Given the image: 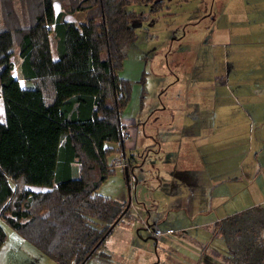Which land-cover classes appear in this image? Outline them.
Instances as JSON below:
<instances>
[{"label":"trees","instance_id":"16d2710c","mask_svg":"<svg viewBox=\"0 0 264 264\" xmlns=\"http://www.w3.org/2000/svg\"><path fill=\"white\" fill-rule=\"evenodd\" d=\"M130 3L154 12L162 0H0V244L2 222L57 264H84L127 214V199L97 189L127 128L119 116L130 85L118 70L134 38L130 20L146 17ZM75 11L77 23L64 18ZM13 50L23 86L10 72ZM263 194L252 186L253 199L241 195L245 206L212 222L228 264H264Z\"/></svg>","mask_w":264,"mask_h":264},{"label":"crops","instance_id":"0c3cea01","mask_svg":"<svg viewBox=\"0 0 264 264\" xmlns=\"http://www.w3.org/2000/svg\"><path fill=\"white\" fill-rule=\"evenodd\" d=\"M212 2L220 8L214 14L204 12L210 40L205 46L208 54L199 57L195 68L199 74L193 78L175 74L166 83L177 88L180 82L193 83L189 87L194 97H171L176 91L168 92L170 86L160 84V106L149 112L155 116L145 129L142 126L143 140L136 124L119 116L130 132L121 147L129 156L130 187L126 170L113 169L107 180L122 179L121 193L102 194L127 199V214L121 218L128 221L139 212L138 203L148 217L153 215L147 205L157 212H173L175 226L185 228V204L171 207L178 197L183 202L187 195L195 199L196 194H208L214 209L228 210L222 206L229 201L226 197L251 196L252 186L264 185V0ZM76 12L64 18L72 21L68 15ZM207 66L209 75H202L200 68ZM236 180L244 182L241 190ZM213 194L218 201L212 202Z\"/></svg>","mask_w":264,"mask_h":264},{"label":"rangeland","instance_id":"374dc122","mask_svg":"<svg viewBox=\"0 0 264 264\" xmlns=\"http://www.w3.org/2000/svg\"><path fill=\"white\" fill-rule=\"evenodd\" d=\"M151 6V3H130L124 6L125 9L143 12L146 17L130 20L134 38L126 43L125 56L118 70V75L126 78L130 85L129 95L120 116L131 119L136 124L139 140L145 139L141 132L142 126L145 129L147 122L154 120L155 114L149 112L160 106V84L164 86L175 74L192 78L199 74V70L195 68L199 57L208 54L205 46L210 40V36L205 33L207 15L204 12L210 10L214 14L220 8V5L212 0H162L160 10L148 12ZM57 10L59 7L54 1L53 11ZM68 16L77 23L82 18V13L78 11ZM49 36L50 55L54 58L56 51L51 32ZM9 59L13 64L10 72L17 78L18 84L23 86L24 80L20 78L17 69L16 50L12 51ZM200 71L202 75H209L210 66L200 68ZM190 84L193 83L180 82L178 88L166 84L170 86L167 91H176L170 94L171 97L186 95L193 98L194 90L189 87ZM0 120H3L1 100ZM128 133L130 134L129 130ZM107 178L99 185L97 191L113 193V196L120 195L122 179L112 178L109 182ZM239 181L233 182L241 190L244 182ZM45 187L40 184L24 185V188L29 190H42ZM195 196L197 197L194 199L193 196L187 195L183 202V197L180 196L171 203V207L185 204L186 227L181 229L175 226L178 222L173 217V212H157L154 211V206L147 205L153 215L148 217L141 205L136 203L140 210L134 214V219L128 221L123 217L118 220L100 247L84 264H228L224 259L222 239L218 234H213L212 222L227 213L238 211L246 204L241 195H237L232 207L230 202L226 205L228 210L214 209L215 203L208 204V194ZM261 197H264V194ZM210 199L212 202L218 201L215 195ZM132 203L135 204L133 198ZM1 224L5 238L0 244V264H57L17 232L4 223ZM153 227L162 232L168 227L172 232L162 233L154 239L151 231Z\"/></svg>","mask_w":264,"mask_h":264},{"label":"built area","instance_id":"2783aa9c","mask_svg":"<svg viewBox=\"0 0 264 264\" xmlns=\"http://www.w3.org/2000/svg\"><path fill=\"white\" fill-rule=\"evenodd\" d=\"M128 135H129L128 129L125 127H122L120 129V136L123 142L126 141ZM106 164L109 168H112V169L119 168L120 170L122 169L125 170L126 168H128L130 164L129 156L125 151H123V149L113 151L109 154ZM151 231H152V236L154 238L158 237L161 233V231L157 227H153ZM165 232H171V229H165Z\"/></svg>","mask_w":264,"mask_h":264},{"label":"bare ground","instance_id":"6f19581e","mask_svg":"<svg viewBox=\"0 0 264 264\" xmlns=\"http://www.w3.org/2000/svg\"><path fill=\"white\" fill-rule=\"evenodd\" d=\"M125 177H126V175H125ZM169 229H171V228H169ZM162 233H169V232H165V230H164L163 232L161 231L160 235H161ZM160 235H159V236H160Z\"/></svg>","mask_w":264,"mask_h":264},{"label":"flooded vegetation","instance_id":"af4514ba","mask_svg":"<svg viewBox=\"0 0 264 264\" xmlns=\"http://www.w3.org/2000/svg\"><path fill=\"white\" fill-rule=\"evenodd\" d=\"M128 176H129V174H128V175H126V181H127V179H128Z\"/></svg>","mask_w":264,"mask_h":264}]
</instances>
